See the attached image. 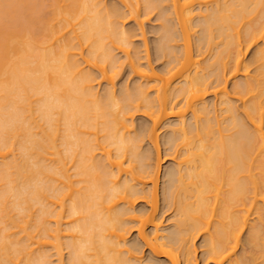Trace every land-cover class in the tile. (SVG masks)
Instances as JSON below:
<instances>
[{"label":"bare ground","instance_id":"obj_1","mask_svg":"<svg viewBox=\"0 0 264 264\" xmlns=\"http://www.w3.org/2000/svg\"><path fill=\"white\" fill-rule=\"evenodd\" d=\"M117 1L0 0V264H193L202 235L207 261L264 264V0ZM154 13L160 73L125 28L147 49ZM126 65L140 81L118 93Z\"/></svg>","mask_w":264,"mask_h":264},{"label":"rangeland","instance_id":"obj_2","mask_svg":"<svg viewBox=\"0 0 264 264\" xmlns=\"http://www.w3.org/2000/svg\"><path fill=\"white\" fill-rule=\"evenodd\" d=\"M107 3L109 5H117L121 6V4L117 0H107ZM125 28L129 31H132L135 34V37L132 39L133 41V48H138L139 51L141 52L140 55L142 56V63L147 66L148 64L151 65V67L157 72L160 73L163 71L165 67V59L163 57H160L157 52V45H158V30L160 29V22L158 20V16L156 13L152 14L150 19L146 22L145 24V39L147 43V49L144 45L143 38L137 28V25L132 22L128 21L125 24ZM262 43L251 46L245 56V62L248 63L254 52L257 50L258 47H260ZM207 54V53H206ZM96 75H98V72H96ZM254 74V67L251 68V76ZM229 79V89L231 88L233 82L235 81H240L244 79V76L240 75L237 79H232L231 75L228 76ZM100 81V79H99ZM140 81V78L136 76L134 73H132L130 67L128 65L124 66V68L121 71V74L117 78L116 81V87L115 89L119 93L122 89L123 86H127L130 89L133 88V86ZM96 88L100 93H102L106 87L105 83L98 84L96 83ZM214 100V96H210L207 98V103L212 102ZM133 124H134V131L135 132H140L142 129L145 127L151 125V121L147 118L144 117L140 114H136L133 118ZM173 120H169L163 125V127L160 130V156H161V172H160V179H159V215L162 216L161 221L163 222V227L165 228L164 234H167L169 231L173 229L174 225V219H175V210L173 208L167 209L164 206L163 202V188L165 185H167V179H168V173L171 172L174 167H175V161H173V158L169 156V153L167 152V146L165 145L166 139L170 136L171 130L169 128V123L172 122ZM149 141H146L144 144V148L150 147ZM70 166V165H69ZM152 187V184L149 183L147 185V189H150ZM147 209L150 210L149 204L145 202H138L137 203V209ZM259 221L258 219L253 216L251 220V225L257 224ZM249 230H246L242 236V242L239 247V250L237 252L236 257L239 256H246L247 259L251 257V254L254 252L253 248L251 245L246 243V238L248 236ZM204 238L205 235L198 236L197 239L195 240V245L197 248L196 254L193 258V264H214L210 261L205 260L204 258V251L205 248L203 247L204 243ZM129 243H139L141 244V241L138 238L137 233L132 230L131 234L128 237ZM143 246V244H142ZM66 258H67V253L65 252ZM142 257L143 261L148 262L152 258L151 252L143 246L142 250ZM157 264H170L167 260L165 259H160L156 258L154 259ZM54 264H58L56 262V258H54ZM227 264V263H226Z\"/></svg>","mask_w":264,"mask_h":264}]
</instances>
